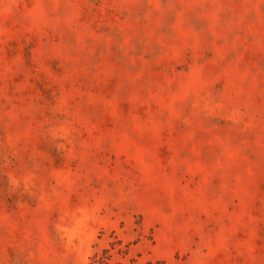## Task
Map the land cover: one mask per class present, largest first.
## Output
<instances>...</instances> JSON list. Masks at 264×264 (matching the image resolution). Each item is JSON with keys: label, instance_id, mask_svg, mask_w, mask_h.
<instances>
[{"label": "rangeland", "instance_id": "1", "mask_svg": "<svg viewBox=\"0 0 264 264\" xmlns=\"http://www.w3.org/2000/svg\"><path fill=\"white\" fill-rule=\"evenodd\" d=\"M264 264V0H0V264Z\"/></svg>", "mask_w": 264, "mask_h": 264}, {"label": "trees", "instance_id": "2", "mask_svg": "<svg viewBox=\"0 0 264 264\" xmlns=\"http://www.w3.org/2000/svg\"><path fill=\"white\" fill-rule=\"evenodd\" d=\"M92 264H104V263H101V261H99V260H93Z\"/></svg>", "mask_w": 264, "mask_h": 264}]
</instances>
